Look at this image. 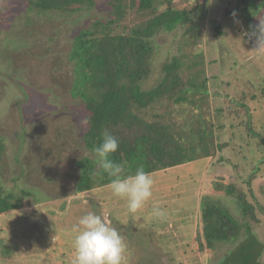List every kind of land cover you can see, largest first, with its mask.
Segmentation results:
<instances>
[{"label": "trees", "instance_id": "16d2710c", "mask_svg": "<svg viewBox=\"0 0 264 264\" xmlns=\"http://www.w3.org/2000/svg\"><path fill=\"white\" fill-rule=\"evenodd\" d=\"M23 1L34 13L70 18L103 10L106 16L96 14L81 26L72 38L69 53L74 63L71 95L80 98L77 107L84 121L79 144L86 153L75 161L78 200L55 208L50 202L35 199L36 204L30 207L24 200L32 198L31 192L23 190L17 195L0 181V264H42L41 260L48 257L49 264H68L65 256L73 259L78 220L88 212L105 217L124 238L123 264L140 261L139 234L150 237L169 264H204L218 253L222 254L218 264H263L264 242L254 229L263 224L264 186L259 181L264 178V147L250 149L256 157L251 161V174L232 182L211 173L227 162L220 155L230 144L215 143L209 119L201 112L196 115L197 128L191 131L190 145L188 135L178 128L181 112L186 113L190 107L194 112L203 109L209 89L203 62L189 65L190 57L182 44L174 42L183 37L195 46L211 30L203 26L204 4L209 0L203 7L199 0ZM251 1L260 2L238 0L245 25L235 28L244 41L247 39L242 29L251 31L259 23L257 17L249 16L251 10L243 7ZM131 11L136 13L135 21L129 28L120 29ZM228 12L235 20L233 11ZM212 25L216 36L231 35L221 24L213 21ZM176 32L179 35H174L169 45L158 43L160 35ZM231 40L233 46L238 42L243 46L241 40ZM172 44L177 46L175 52ZM260 91L264 95V85ZM249 96L259 98L257 93ZM240 105L249 114L250 105L244 97ZM216 113L220 118L223 110ZM218 127L226 126L220 122ZM105 130L119 143L110 159L123 163L126 174L143 167L153 176L152 197L134 214L127 212L125 201L112 196L108 187L111 178L95 162L93 148L101 142ZM247 131L251 138H261L251 121ZM5 150L0 139V161ZM2 167L0 163V172ZM207 175L212 176L209 180L213 185L203 190ZM154 206L165 210L163 219L152 215ZM65 217L71 223H61ZM47 219L49 223L41 228ZM55 231L60 237L54 241Z\"/></svg>", "mask_w": 264, "mask_h": 264}, {"label": "rangeland", "instance_id": "374dc122", "mask_svg": "<svg viewBox=\"0 0 264 264\" xmlns=\"http://www.w3.org/2000/svg\"><path fill=\"white\" fill-rule=\"evenodd\" d=\"M259 1L243 4L251 10L249 16L253 19L264 18V11H260L264 8V0ZM205 2L199 0L197 3L203 7ZM0 6V139L6 145V150L1 153L0 181L17 195L23 190L31 192L32 198L24 200L30 207L37 199L62 208L64 203L78 200L75 161L86 154L79 144L84 128L82 111L77 107L81 100L71 95L74 83V63L69 59L72 38L96 14H106L103 10H95L63 18L57 13L30 12L23 0H0ZM204 6L207 10L203 26L211 30L204 31L205 36L195 46H190L183 37L174 43L182 44L184 53L190 57L187 59L189 65L203 62L209 96L201 111L194 112L190 107L186 113L181 112L182 117L179 116L177 123L184 136L188 135L190 145L191 131L197 128L194 125L196 115L201 112L209 119L215 132V143L230 144L220 155L227 162L213 168L211 173L234 182L251 174V161L256 157L250 149L264 147V95L260 91L264 85V53L254 51L255 41L247 35L250 31L242 29L247 39L244 41L235 28V25L241 28L245 25L238 10V0H209ZM231 10L236 13L235 20L228 12ZM253 12L257 16H253ZM135 17V11L129 12L120 29L129 28ZM213 21L231 35L216 36V31L212 30ZM174 35L179 34L160 35L158 43L169 45ZM231 39L241 40L243 46L240 42L233 46ZM171 47L174 52L177 50L176 45ZM253 93L259 94V98L251 99L249 95ZM243 97L250 105L249 114L240 105ZM218 109L223 110L220 118L216 113ZM249 121L261 133V138L253 139L248 134ZM220 122L225 124L224 129L218 127ZM206 177L203 190L213 185L209 180L212 176ZM259 183L264 186V178ZM261 219L263 224L254 231L264 242V215ZM48 220L43 221L41 228L49 223ZM60 222L71 223V219L65 217ZM55 228L63 229L57 225ZM136 241L141 253L136 264L170 263L167 257L160 256L150 237L139 234ZM221 255L210 256L204 264H218ZM65 259L72 264L69 256ZM41 261L42 264L51 262L49 257ZM261 263L264 264V249Z\"/></svg>", "mask_w": 264, "mask_h": 264}, {"label": "clouds", "instance_id": "9594fccd", "mask_svg": "<svg viewBox=\"0 0 264 264\" xmlns=\"http://www.w3.org/2000/svg\"><path fill=\"white\" fill-rule=\"evenodd\" d=\"M264 11V8L260 9ZM232 15L235 17L236 13ZM253 16L257 13L253 12ZM259 24L247 33L255 41V52L264 53V18L258 17ZM87 123V121H85ZM119 143L107 130L103 131L101 142L93 148L95 162L110 178L108 187L112 196L125 201L130 214L140 210L152 197L154 179L143 167L136 168L134 174H126L123 163L114 162L110 156L118 150ZM152 215L163 219L164 209L153 207ZM59 233L55 231L54 241ZM72 264H123L126 245L124 238L106 223V218L94 212L82 215L75 228L72 242Z\"/></svg>", "mask_w": 264, "mask_h": 264}]
</instances>
